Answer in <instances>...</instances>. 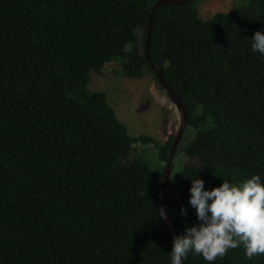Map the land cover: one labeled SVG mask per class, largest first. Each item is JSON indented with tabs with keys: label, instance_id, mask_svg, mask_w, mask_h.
<instances>
[{
	"label": "trees",
	"instance_id": "trees-1",
	"mask_svg": "<svg viewBox=\"0 0 264 264\" xmlns=\"http://www.w3.org/2000/svg\"><path fill=\"white\" fill-rule=\"evenodd\" d=\"M158 1L0 0V264H169L173 235L157 217L164 166L133 152L154 144L167 163L176 136H131L108 93L88 88L120 62L119 75L164 89L145 54ZM204 1L161 6L151 35V61L187 110L177 149L187 161L164 198L178 235L199 223L186 176L208 190L264 181V56L250 41L264 31V0L210 19ZM183 264L209 262L190 253ZM214 264L264 255L248 259L241 246Z\"/></svg>",
	"mask_w": 264,
	"mask_h": 264
},
{
	"label": "clouds",
	"instance_id": "clouds-1",
	"mask_svg": "<svg viewBox=\"0 0 264 264\" xmlns=\"http://www.w3.org/2000/svg\"><path fill=\"white\" fill-rule=\"evenodd\" d=\"M251 51L264 56V31L250 39ZM191 178L189 205L195 209L199 223L173 237L169 264H183L189 254L201 256L209 264L223 258L230 249L244 248L248 259L264 255V181L254 174L240 183L223 180L211 190L205 181ZM157 217L167 219L164 208ZM187 215V208H181Z\"/></svg>",
	"mask_w": 264,
	"mask_h": 264
},
{
	"label": "rangeland",
	"instance_id": "rangeland-1",
	"mask_svg": "<svg viewBox=\"0 0 264 264\" xmlns=\"http://www.w3.org/2000/svg\"><path fill=\"white\" fill-rule=\"evenodd\" d=\"M239 0H207L198 5L201 18L210 19L217 13H228ZM239 5V4H238ZM121 64L114 62L106 65L101 73H92L90 92L106 91L108 102L114 108L133 137L148 135L165 144L170 136H177L180 129V113L167 91L158 82L147 76L141 80L119 75ZM187 133V137L189 136ZM186 142L181 141L180 145ZM179 145V147H180ZM178 147V148H179ZM134 157H141L153 167L167 166L158 158L154 144L134 145ZM172 173L181 168L187 158L176 152ZM176 167V168H175Z\"/></svg>",
	"mask_w": 264,
	"mask_h": 264
},
{
	"label": "water",
	"instance_id": "water-1",
	"mask_svg": "<svg viewBox=\"0 0 264 264\" xmlns=\"http://www.w3.org/2000/svg\"><path fill=\"white\" fill-rule=\"evenodd\" d=\"M187 1L188 0H159L152 9V12L150 15V21L148 24V30H147V42H146V48H145V54H146L147 61H148L149 65L154 69L161 86L164 88V90L167 91L168 95L170 96V98L172 99V101L174 102V104L176 105V107L178 108L179 113H180L179 133L176 136V140H175V142L171 148V151L169 153V156H168L167 166L164 169L165 180H164L163 189H162V193H161V197H160V209L164 208L165 192H166V189H167V186L169 184L170 177H171V173H172V169H173V165H174L173 161H174L177 149H178V147H179V145L183 139V135L185 133L186 127H187V110H186V107L184 105V102H183L181 96L179 94H177L167 84L161 70H159L157 67H155V65L151 61L150 44H151V35H152V28H153V18H154V15H155L157 9L160 8L161 6H164V5H182V4L186 3ZM165 221L167 222L169 230L172 232L173 237L178 236V234L176 233V231L173 228V223L171 222V220H169L167 217V219Z\"/></svg>",
	"mask_w": 264,
	"mask_h": 264
}]
</instances>
